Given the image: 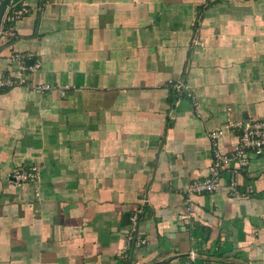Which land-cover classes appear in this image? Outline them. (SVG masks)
Instances as JSON below:
<instances>
[{
    "label": "crops",
    "instance_id": "0c3cea01",
    "mask_svg": "<svg viewBox=\"0 0 264 264\" xmlns=\"http://www.w3.org/2000/svg\"><path fill=\"white\" fill-rule=\"evenodd\" d=\"M13 4L0 75L30 70L0 90V264H264V149L179 219L211 134L231 157L234 124L264 121V0Z\"/></svg>",
    "mask_w": 264,
    "mask_h": 264
},
{
    "label": "built area",
    "instance_id": "2783aa9c",
    "mask_svg": "<svg viewBox=\"0 0 264 264\" xmlns=\"http://www.w3.org/2000/svg\"><path fill=\"white\" fill-rule=\"evenodd\" d=\"M28 13V9L25 7H17L16 4L11 3L4 16L0 34L4 35L9 41L16 40L17 29L16 24L20 19ZM23 56L13 53L12 60L20 61ZM1 61V57H0ZM26 66L20 65V69L9 75H0V90H9L16 87H23L28 84ZM176 91H183L182 83H176L173 85ZM190 96V93H189ZM234 126L239 130V138L234 146V154L229 157L223 155L217 149V140L221 136V132H214L211 134L213 143L214 159L209 171V175L204 179L196 180L189 183L184 189L185 197V212L179 215V219L187 221L193 216V197L205 194H212L217 191L223 185V171L231 163L235 162L240 166H246L248 164V153L254 152L260 154L264 149V121H244L235 123ZM40 178V170L38 167H29L14 172L11 177L14 183L20 184L25 182L38 181ZM236 181L232 179L230 182L231 187H235ZM140 220V215H134L132 217L133 231L136 232V226ZM264 221V217H263ZM134 245L143 243L142 241H136L131 238Z\"/></svg>",
    "mask_w": 264,
    "mask_h": 264
},
{
    "label": "water",
    "instance_id": "95a60500",
    "mask_svg": "<svg viewBox=\"0 0 264 264\" xmlns=\"http://www.w3.org/2000/svg\"><path fill=\"white\" fill-rule=\"evenodd\" d=\"M12 2L13 0H0V30L2 27L4 16Z\"/></svg>",
    "mask_w": 264,
    "mask_h": 264
},
{
    "label": "rangeland",
    "instance_id": "374dc122",
    "mask_svg": "<svg viewBox=\"0 0 264 264\" xmlns=\"http://www.w3.org/2000/svg\"><path fill=\"white\" fill-rule=\"evenodd\" d=\"M13 174H14V173H13ZM13 174H12V175H13ZM12 175H11V177H12Z\"/></svg>",
    "mask_w": 264,
    "mask_h": 264
}]
</instances>
